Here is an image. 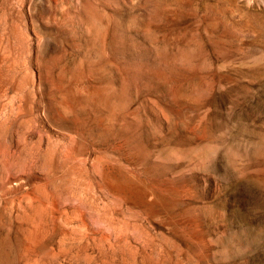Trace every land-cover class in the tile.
I'll list each match as a JSON object with an SVG mask.
<instances>
[{
  "label": "rangeland",
  "instance_id": "1",
  "mask_svg": "<svg viewBox=\"0 0 264 264\" xmlns=\"http://www.w3.org/2000/svg\"><path fill=\"white\" fill-rule=\"evenodd\" d=\"M0 108V264H264V0H0Z\"/></svg>",
  "mask_w": 264,
  "mask_h": 264
},
{
  "label": "bare ground",
  "instance_id": "2",
  "mask_svg": "<svg viewBox=\"0 0 264 264\" xmlns=\"http://www.w3.org/2000/svg\"><path fill=\"white\" fill-rule=\"evenodd\" d=\"M228 7H229V6H228ZM223 9H224V8H223ZM225 10H226V9H225ZM216 40H217V39H216ZM231 40H232V39H231ZM220 41H221V40H220ZM217 42H218V41H217ZM222 42H224V41H222ZM15 97H16V96H15ZM15 97H14V98H15ZM5 101H6V100H5ZM9 102H10V101H9ZM14 107H15V106H14ZM0 109H1V108H0ZM17 110H18V109H17ZM2 113H3V112H2ZM116 184H117V183H116Z\"/></svg>",
  "mask_w": 264,
  "mask_h": 264
},
{
  "label": "clouds",
  "instance_id": "3",
  "mask_svg": "<svg viewBox=\"0 0 264 264\" xmlns=\"http://www.w3.org/2000/svg\"><path fill=\"white\" fill-rule=\"evenodd\" d=\"M252 3V0H249V4H251Z\"/></svg>",
  "mask_w": 264,
  "mask_h": 264
}]
</instances>
